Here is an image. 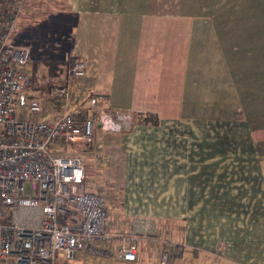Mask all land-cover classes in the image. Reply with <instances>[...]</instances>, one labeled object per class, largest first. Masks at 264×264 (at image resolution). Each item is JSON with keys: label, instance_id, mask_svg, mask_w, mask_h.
Instances as JSON below:
<instances>
[{"label": "crops", "instance_id": "obj_1", "mask_svg": "<svg viewBox=\"0 0 264 264\" xmlns=\"http://www.w3.org/2000/svg\"><path fill=\"white\" fill-rule=\"evenodd\" d=\"M40 1L27 0L19 21ZM47 1L72 17L67 53L52 58L69 105L90 95L136 119L65 149L84 156L89 190L114 194L112 208L131 218L117 233L137 243L134 262L82 264H159L160 240L184 247L168 264H264V0ZM71 56L84 78L67 80ZM42 59L32 90L45 112L34 119L51 121L63 108L46 95ZM142 219L154 222L147 236Z\"/></svg>", "mask_w": 264, "mask_h": 264}, {"label": "built area", "instance_id": "obj_2", "mask_svg": "<svg viewBox=\"0 0 264 264\" xmlns=\"http://www.w3.org/2000/svg\"><path fill=\"white\" fill-rule=\"evenodd\" d=\"M27 0H0V264H60V260L138 259L135 237L117 243L106 231L107 200L89 190L85 159L66 148L84 150L95 141V128L124 133L135 124L130 111L104 108L88 96L85 106H70L68 85H51L49 100L63 110L51 121L30 119L45 112L33 93L27 64L30 49L9 41ZM67 80L85 77V63L71 56ZM19 110V117L17 110ZM144 236L153 223L139 221ZM159 241V240H158ZM164 246L159 264H168L184 247Z\"/></svg>", "mask_w": 264, "mask_h": 264}, {"label": "rangeland", "instance_id": "obj_3", "mask_svg": "<svg viewBox=\"0 0 264 264\" xmlns=\"http://www.w3.org/2000/svg\"><path fill=\"white\" fill-rule=\"evenodd\" d=\"M47 3H48L47 0L40 1L36 3L29 10V12H26L23 15V19L21 20V22L18 21L17 28L13 30V33L10 35V39H9V41L13 44L25 45L30 49L31 53H30L29 62L27 64V69L30 71L31 75L33 72L34 59H42V58L48 59L50 57L53 58L58 56L59 55L58 53H61V51H64L65 54L67 53L66 50H62L64 49V47L61 48V45L64 46L66 42L69 41L67 35L69 34V30H70L69 26L71 28L72 25V17H67L66 15L60 16L59 15L61 11L60 6L56 7L54 4L51 5V2H49L48 4L50 5L47 7L46 6ZM42 64H44L45 66L44 65L38 66L39 68L38 74L46 77L47 80L46 85L48 86L47 87V91H48V88L51 85H58L56 83L58 79L57 77L56 78L54 77L53 71L49 68L52 64H45V63ZM34 66H36V63ZM34 70H36L35 67ZM62 70L63 69H61V67L59 66H57L55 69L56 73L59 76L63 75V73H61ZM53 101L54 102L52 103L54 105L58 104L59 106H62L59 101L57 100H53ZM16 110H17V116L19 117L20 109L16 108ZM34 116L36 115L31 113H28L27 115V117L30 119H34ZM145 118L148 120L152 119L151 116H145ZM0 130H1V126H0ZM127 132L116 133V134H125ZM101 193L104 194L107 200L106 231L110 235V237L117 236L120 239L121 235L117 233L120 230V226L129 227L131 218L126 215L120 214L118 211L112 208L113 203L115 202L114 194L112 192L106 189ZM155 223L158 225V221H155ZM83 260H84L83 256L80 255L73 260L61 259L60 264H71L74 263V261L76 262L74 264H79V263L82 264Z\"/></svg>", "mask_w": 264, "mask_h": 264}, {"label": "trees", "instance_id": "obj_4", "mask_svg": "<svg viewBox=\"0 0 264 264\" xmlns=\"http://www.w3.org/2000/svg\"><path fill=\"white\" fill-rule=\"evenodd\" d=\"M42 63H45V64H52L49 68L53 71V73H54V71H55V69H56V67L57 66H59L60 64H61V61H57V60H55V59H52V58H44V59H42V60H40ZM54 65V66H53ZM137 118H140V121H139V123H153V124H156V120H155V118L153 117L152 118V120L149 122V121H147V120H141V118H143V116L142 115H138V116H136Z\"/></svg>", "mask_w": 264, "mask_h": 264}]
</instances>
